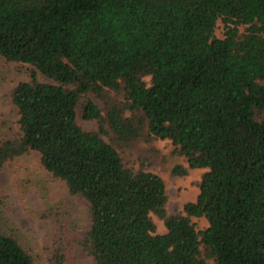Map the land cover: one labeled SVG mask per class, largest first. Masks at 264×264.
<instances>
[{
    "label": "trees",
    "instance_id": "1",
    "mask_svg": "<svg viewBox=\"0 0 264 264\" xmlns=\"http://www.w3.org/2000/svg\"><path fill=\"white\" fill-rule=\"evenodd\" d=\"M0 56L32 68L0 171L38 152L87 204L77 243L94 264H264V0H0ZM156 139L207 169L179 214L149 170L159 149H138ZM65 248L50 264H67ZM0 264L40 263L0 229Z\"/></svg>",
    "mask_w": 264,
    "mask_h": 264
},
{
    "label": "rangeland",
    "instance_id": "2",
    "mask_svg": "<svg viewBox=\"0 0 264 264\" xmlns=\"http://www.w3.org/2000/svg\"><path fill=\"white\" fill-rule=\"evenodd\" d=\"M216 35L224 36L223 22L217 23ZM31 66L9 61L0 56V142L21 134L17 106L12 101L13 89L22 81L30 79ZM43 82H53L39 73ZM77 119L85 129L96 128V122L82 117L81 103ZM159 149L149 165L166 183L168 214L182 213L188 201L197 199L202 176L206 168H189L187 159L181 155L169 139H156L151 144L141 142L138 149ZM125 162L138 168V161L129 151H124ZM135 161V162H134ZM187 169L186 173H180ZM157 231H166L164 222L153 216ZM197 229L208 226L205 217H192ZM87 204L73 197L66 183L53 177L41 164L40 154L31 151L9 160L0 171V229L14 235L40 264H50L55 249L65 246L67 264H94L77 243V239L89 227ZM207 264H214L211 259Z\"/></svg>",
    "mask_w": 264,
    "mask_h": 264
}]
</instances>
